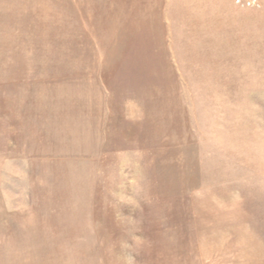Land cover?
I'll use <instances>...</instances> for the list:
<instances>
[{"label":"rangeland","instance_id":"rangeland-1","mask_svg":"<svg viewBox=\"0 0 264 264\" xmlns=\"http://www.w3.org/2000/svg\"><path fill=\"white\" fill-rule=\"evenodd\" d=\"M0 264H264V0H0Z\"/></svg>","mask_w":264,"mask_h":264},{"label":"crops","instance_id":"crops-1","mask_svg":"<svg viewBox=\"0 0 264 264\" xmlns=\"http://www.w3.org/2000/svg\"><path fill=\"white\" fill-rule=\"evenodd\" d=\"M122 31H124V30H122ZM122 35H123V34H122ZM122 35L120 34L121 37H123Z\"/></svg>","mask_w":264,"mask_h":264}]
</instances>
